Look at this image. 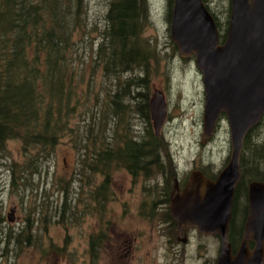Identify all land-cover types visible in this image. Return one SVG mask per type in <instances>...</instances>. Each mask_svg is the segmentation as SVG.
Returning a JSON list of instances; mask_svg holds the SVG:
<instances>
[{
    "label": "rangeland",
    "instance_id": "obj_1",
    "mask_svg": "<svg viewBox=\"0 0 264 264\" xmlns=\"http://www.w3.org/2000/svg\"><path fill=\"white\" fill-rule=\"evenodd\" d=\"M105 3L107 7L106 0H85L90 23L102 25ZM203 3L214 15L218 32L223 30L228 1L203 0ZM149 4L150 25L144 30V37L154 43L156 57L148 70L147 86L149 101L155 90L162 93L165 101L166 119L157 136L163 141L168 155L161 154L163 165L169 167L170 164L177 169V178L193 170L215 176L224 169L231 151L226 115L221 114L214 132L204 141L202 75L194 58H180L171 42L168 0H149ZM90 35V44L95 47L99 42L98 34L91 32ZM89 47L78 52V57L84 62L80 69L82 82L78 85L79 94L86 90L90 79L97 88L102 83L99 69L93 71L90 67L93 55ZM114 82L116 80L105 86L111 94L116 93ZM105 97L102 93L97 107L91 92V100L83 105L87 108L81 109L82 113L78 111L70 121L71 129H75L66 133L48 157H39L36 151L24 156L19 140L6 144L5 154L0 158V264H110L109 250L114 249L111 245L114 243V230L115 235L127 245L139 229L146 234L136 241V252L124 253L111 264H215L221 248L218 237H204L194 231L187 234L189 243L185 244L176 242L174 236H168L166 228L161 233L155 216H163V209L157 211L159 198L164 189L168 193L172 191L173 179L168 181L155 166L144 175L131 173L126 160L114 162L106 175L84 170V129L96 110L101 106L104 109ZM122 103L126 108L123 124H131V140L139 141L146 124L131 107L134 102ZM78 126L82 132L81 144H77L80 143L76 138ZM255 132L253 143L262 142L264 121ZM28 161L31 165L21 170L20 167ZM35 166L39 167L37 171ZM10 168L15 172L13 184ZM262 170L264 175V165ZM166 182L171 183L167 185ZM102 186H105L104 197L98 196ZM66 197L67 203H64ZM241 202L242 197L239 196L238 207ZM140 207L144 209L140 211ZM145 210L147 218L143 220L138 215ZM10 215L11 222L8 221ZM27 226L29 231L25 229ZM26 231L29 243L19 238ZM179 238L183 239V236ZM92 243L94 250L99 251L96 260L90 253Z\"/></svg>",
    "mask_w": 264,
    "mask_h": 264
},
{
    "label": "trees",
    "instance_id": "obj_2",
    "mask_svg": "<svg viewBox=\"0 0 264 264\" xmlns=\"http://www.w3.org/2000/svg\"><path fill=\"white\" fill-rule=\"evenodd\" d=\"M106 1L102 25L98 26L89 22L85 0H0V158L5 154L6 144L12 140L22 142L24 156L31 151H36L39 157L50 156L66 133L75 129H71L70 121L78 111L87 108L83 105L91 100V92L97 107L101 94L105 93L104 109L99 107L84 129V170L106 175L114 162L126 160L131 173L144 175L155 166L170 181L174 169L170 164L169 167L163 165L160 156L168 155L163 141L152 130L149 112L148 70L156 57L154 43L144 37V30L150 25L149 0ZM225 1H228V20L230 0ZM172 8L173 0H168L169 23ZM212 18L216 24L214 15ZM227 20L224 29L218 32L220 41L225 39ZM91 32L98 34L99 42L95 47L90 44ZM88 46L93 55L90 67L93 71L99 69L102 83L97 88L90 79L86 90L79 94L80 69L84 62L78 52ZM124 76L130 78L124 79ZM114 80L116 93L111 94L105 86ZM129 100L134 102V106H130L146 124L139 141L131 140V124H123L126 108L122 102ZM263 121L264 116L243 141L239 161L241 179L234 191L228 230L234 251L241 234L236 219L238 197L246 183L264 182V140L253 143L252 139ZM76 132L80 141L77 144H81L79 126ZM30 165L28 161L20 168L23 170ZM38 168L35 166L34 170ZM10 170L13 184L15 172L13 168ZM104 191L105 186H102L98 196L104 197ZM28 231L19 237L24 243H29ZM93 245L90 253L94 259Z\"/></svg>",
    "mask_w": 264,
    "mask_h": 264
},
{
    "label": "water",
    "instance_id": "obj_3",
    "mask_svg": "<svg viewBox=\"0 0 264 264\" xmlns=\"http://www.w3.org/2000/svg\"><path fill=\"white\" fill-rule=\"evenodd\" d=\"M170 39L180 58H194L204 87L203 138L208 140L226 115L231 151L216 180L193 173L182 194L171 195V213L178 227L218 234L216 264H264V183L248 186V215L236 254L228 239L234 191L241 179L240 156L245 135L264 116V0H230L223 42L203 0H173ZM156 136L166 119L161 92L149 101ZM13 212V211H12ZM12 221V216L8 217ZM254 248L248 250V243Z\"/></svg>",
    "mask_w": 264,
    "mask_h": 264
},
{
    "label": "flooded vegetation",
    "instance_id": "obj_4",
    "mask_svg": "<svg viewBox=\"0 0 264 264\" xmlns=\"http://www.w3.org/2000/svg\"><path fill=\"white\" fill-rule=\"evenodd\" d=\"M228 161H229V159H228ZM228 161H227V163H228ZM227 163H226V165H227ZM193 173L201 175L205 180L214 181V180H216V178H217V176H218V174L220 172H218V174L215 175V176H210L207 173H204V172H201V171H197V170H193L190 173H188L186 176H181V177L177 178L178 177V170L174 169L172 191L169 192V193L167 191L166 192L163 191V193H161L160 198H159L160 207L157 209V211L159 209H163V210H161L163 212V216L162 217L155 216L156 219H157L158 227L161 229V233H164L165 232V228H166V230L168 231L167 235L170 236V237L174 236L176 242H178V243L180 242V243H185V244L187 243L188 244L189 242H187V234H189L191 232L196 231L198 234H201L195 228H184V227L179 228L177 220H175L173 218L172 213H171V195H172L173 191L177 190L179 194H182L184 189H185V187H186V185L189 183L191 175ZM250 183L251 182L246 183V186L244 187L245 188L244 191L240 194V196L242 197V202H241V205L236 209L237 210L236 216L239 214L238 221H239V226H241V234H240L239 243L237 244V248H236L235 251L233 250L232 245L229 242L230 245H231L232 255L236 254V252H237V250H238V248L240 246V243H241L242 234H243V230H244V225H245L246 218H247V215H248V207H249L248 206V186H249ZM164 193H165V195H164ZM144 207H140L139 210L140 211L143 210ZM138 216L141 219L145 220L147 218L146 217L147 216V211L145 210L144 212L143 211L140 212V214ZM231 218H232V214H231ZM137 231L138 232L135 235L136 237H134L133 239H130L129 242L127 243V245H125L124 240L121 237H117L115 235V230H114V233H113L114 243L111 244L114 247V249L109 250L110 251V257H109L110 264L113 261H116L117 259H120V257H122L124 255V253H127V252L129 253L130 251L133 253V250L136 252V250H135L136 241L138 239L141 240V236H145V234H146L145 231H143L142 229L141 230L139 229ZM180 235L183 236V239L179 238ZM201 236L209 237V238L211 236H215L216 238L218 237L219 240H220V237H219L218 234H201ZM220 243H221V240H220ZM139 247H140V245H139ZM126 248H128V249L126 250ZM253 248H254V243L253 242H249L248 243V250L252 251ZM98 252L99 251H96L97 255L94 257V260L98 259ZM219 253H220V250H219ZM218 257H219V254H218ZM217 260H218V258L216 259L215 264L217 263Z\"/></svg>",
    "mask_w": 264,
    "mask_h": 264
}]
</instances>
